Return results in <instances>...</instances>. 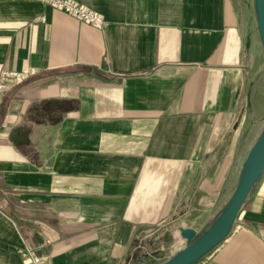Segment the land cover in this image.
Instances as JSON below:
<instances>
[{
    "label": "crops",
    "instance_id": "obj_1",
    "mask_svg": "<svg viewBox=\"0 0 264 264\" xmlns=\"http://www.w3.org/2000/svg\"><path fill=\"white\" fill-rule=\"evenodd\" d=\"M73 1L105 26L0 0V72L38 71L0 103V264H29L26 244L50 264H161L179 229L216 221L264 130L253 0ZM177 211L171 248L141 252ZM194 264H264V170Z\"/></svg>",
    "mask_w": 264,
    "mask_h": 264
},
{
    "label": "water",
    "instance_id": "obj_2",
    "mask_svg": "<svg viewBox=\"0 0 264 264\" xmlns=\"http://www.w3.org/2000/svg\"><path fill=\"white\" fill-rule=\"evenodd\" d=\"M257 31L264 50V0H253ZM264 170V130L249 150L234 194L216 221L202 234L193 229H179L185 240L182 249L171 252L161 264H194L222 242L230 233L238 213Z\"/></svg>",
    "mask_w": 264,
    "mask_h": 264
},
{
    "label": "built area",
    "instance_id": "obj_3",
    "mask_svg": "<svg viewBox=\"0 0 264 264\" xmlns=\"http://www.w3.org/2000/svg\"><path fill=\"white\" fill-rule=\"evenodd\" d=\"M26 1H37L41 2L43 4H46L52 8H55L57 10H60L70 16H73L79 20H82L90 25L98 26V27H104L105 22L101 18V16L91 10H88L87 8L81 6L77 2L73 0H26ZM38 74V71L33 68H25L19 72H8V71H1L0 72V103L2 101V98L8 88L12 86H16L19 84H22L26 80H28L29 77L34 76ZM1 210V206H0ZM158 248H153L149 252H144V254L141 257L144 258H150V260L154 259L155 253L158 252ZM21 252L25 253L29 259V264H50V261L45 257H37L33 253V248L30 245H23L20 249ZM159 260L161 258H158ZM162 260V259H161Z\"/></svg>",
    "mask_w": 264,
    "mask_h": 264
},
{
    "label": "rangeland",
    "instance_id": "obj_4",
    "mask_svg": "<svg viewBox=\"0 0 264 264\" xmlns=\"http://www.w3.org/2000/svg\"><path fill=\"white\" fill-rule=\"evenodd\" d=\"M180 217L182 218L181 215L179 216V212L177 211V215L172 217L171 220L163 228H160L158 231H156L153 234H151V235L143 238L142 240H140L141 242L138 244L139 250H141V252H143V250H142L143 247H146L147 249H149L154 244H157V243H160L159 245L163 249H166V248L170 249L171 245L169 244V241L160 240L159 237H162V234L164 233L165 229H170L174 225L178 224ZM147 252H149V251L147 250Z\"/></svg>",
    "mask_w": 264,
    "mask_h": 264
},
{
    "label": "bare ground",
    "instance_id": "obj_5",
    "mask_svg": "<svg viewBox=\"0 0 264 264\" xmlns=\"http://www.w3.org/2000/svg\"><path fill=\"white\" fill-rule=\"evenodd\" d=\"M182 249V248H181ZM180 250V249H179Z\"/></svg>",
    "mask_w": 264,
    "mask_h": 264
}]
</instances>
